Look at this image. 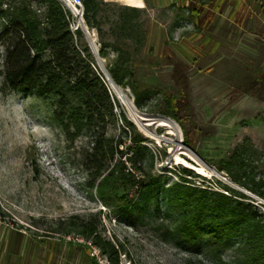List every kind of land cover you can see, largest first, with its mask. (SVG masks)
<instances>
[{
    "label": "rangeland",
    "instance_id": "obj_1",
    "mask_svg": "<svg viewBox=\"0 0 264 264\" xmlns=\"http://www.w3.org/2000/svg\"><path fill=\"white\" fill-rule=\"evenodd\" d=\"M145 1V46L137 54L132 44L126 48L137 94L119 86L123 102L105 76L118 55L101 56L97 31L90 30L93 42L85 33L118 103L108 136L127 151L130 139L141 135L145 147L137 168L127 162L120 180L108 186L106 202L84 162L92 138L69 142L52 122L49 102L5 90L0 77V264H110L89 241L55 232L61 220L92 215L101 236L123 246L121 264H215L206 240L176 238L177 216L168 213L163 193L145 211L135 208L142 182L162 176L167 187L181 180V168L195 173L186 181L225 194H232L225 186L239 191L264 214V199L222 170L237 147L247 146L251 167L264 173V0ZM103 9L113 20L114 12ZM5 52L0 43V70ZM234 251L224 248L223 259L231 261Z\"/></svg>",
    "mask_w": 264,
    "mask_h": 264
},
{
    "label": "trees",
    "instance_id": "obj_2",
    "mask_svg": "<svg viewBox=\"0 0 264 264\" xmlns=\"http://www.w3.org/2000/svg\"><path fill=\"white\" fill-rule=\"evenodd\" d=\"M83 5L85 25L98 33L100 55L105 57L109 51L118 55L108 69L112 81L137 94L132 54L126 48L132 44L137 54L145 46L144 9L104 0H83ZM104 7L114 12L113 20L101 15ZM0 22V43L6 47L0 70L3 88L49 102L54 107L52 122L69 142L92 138L84 162L91 172L92 188L106 202L108 186L120 180L127 162L137 168V156L145 147L141 135L130 139L133 147L127 151L122 149L124 142L108 136L118 121L114 112L118 103L96 67L85 32L81 28L72 31L75 19L61 0H0ZM104 24L110 26L108 32ZM136 103L140 106L138 99ZM121 118L132 126L125 115ZM250 151L247 146L237 147L222 170L233 183L264 199V173L251 167ZM192 175L193 171L181 168V180L167 187L165 177L151 176L147 184L141 183L135 208L145 211L163 193L168 213L177 216L174 232L178 240L188 244L206 240V254L215 264H264V214L253 210L239 191L225 186L232 193L225 194L184 179ZM99 228L100 222L92 215L61 220L55 232L81 237L110 264H121L126 255L123 246L104 239ZM229 246L235 251L227 262L222 250Z\"/></svg>",
    "mask_w": 264,
    "mask_h": 264
},
{
    "label": "built area",
    "instance_id": "obj_3",
    "mask_svg": "<svg viewBox=\"0 0 264 264\" xmlns=\"http://www.w3.org/2000/svg\"><path fill=\"white\" fill-rule=\"evenodd\" d=\"M64 5L71 11L75 22L72 24L71 29L72 31H76L79 28H83L84 25V5L83 0H61ZM88 35H91L90 30L87 28ZM93 35L95 33L93 32ZM95 48L97 47L95 44L93 45Z\"/></svg>",
    "mask_w": 264,
    "mask_h": 264
},
{
    "label": "bare ground",
    "instance_id": "obj_4",
    "mask_svg": "<svg viewBox=\"0 0 264 264\" xmlns=\"http://www.w3.org/2000/svg\"><path fill=\"white\" fill-rule=\"evenodd\" d=\"M136 6H137V5H136ZM139 7H140V6H139ZM105 75H106V76H109L108 73H107L106 71H105ZM109 83H110V86H111L112 90L117 94V96L119 97V99L122 100V102H123V100L126 99V96H125L123 90H122L119 86H117V85L112 81V79H109ZM178 160H180V159H178ZM184 163H186V162L184 161ZM188 166H189V165H188ZM190 167H191V166H190ZM191 168H193V169H198L197 167H191ZM200 171H201L202 174H205V171H204L203 169H200Z\"/></svg>",
    "mask_w": 264,
    "mask_h": 264
},
{
    "label": "crops",
    "instance_id": "obj_5",
    "mask_svg": "<svg viewBox=\"0 0 264 264\" xmlns=\"http://www.w3.org/2000/svg\"><path fill=\"white\" fill-rule=\"evenodd\" d=\"M105 1L106 2H120V0H105ZM123 1L128 2V3L125 4L126 6H133V7L140 8V9L146 8L145 7V4H146L145 0H123ZM130 3L132 5H129Z\"/></svg>",
    "mask_w": 264,
    "mask_h": 264
},
{
    "label": "water",
    "instance_id": "obj_6",
    "mask_svg": "<svg viewBox=\"0 0 264 264\" xmlns=\"http://www.w3.org/2000/svg\"><path fill=\"white\" fill-rule=\"evenodd\" d=\"M83 29H84L85 33H87V26H86L85 24L83 25ZM87 36H88V38L90 39V41H91V42H93V39H92V37H91L90 35H88V34H87ZM108 75H109V76H106V75H105V76H106V79H107V81H109V79H111V77H110V74H109V73H108Z\"/></svg>",
    "mask_w": 264,
    "mask_h": 264
}]
</instances>
